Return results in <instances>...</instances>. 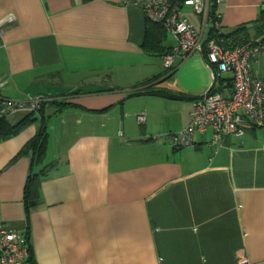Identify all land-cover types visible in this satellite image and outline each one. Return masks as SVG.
Wrapping results in <instances>:
<instances>
[{
  "label": "crops",
  "instance_id": "1",
  "mask_svg": "<svg viewBox=\"0 0 264 264\" xmlns=\"http://www.w3.org/2000/svg\"><path fill=\"white\" fill-rule=\"evenodd\" d=\"M262 12L264 0H223L203 18L184 4L180 17L204 43L216 23L255 36ZM145 24L121 0H0V97L54 100L40 163L26 147L40 120L0 142V227L29 235L33 264H264V129L173 149L210 73L194 54L164 76L141 48ZM252 69L264 80V54Z\"/></svg>",
  "mask_w": 264,
  "mask_h": 264
},
{
  "label": "built area",
  "instance_id": "2",
  "mask_svg": "<svg viewBox=\"0 0 264 264\" xmlns=\"http://www.w3.org/2000/svg\"><path fill=\"white\" fill-rule=\"evenodd\" d=\"M223 0H121L134 5L146 20L161 24L175 44L162 57L164 70H173L176 59L194 54L204 57L210 73V86L201 99L193 103L186 127L168 136L173 149L195 146L196 134H210L208 146L220 147L227 137L241 138L249 130L264 129V80L253 73L252 65L264 54V32L242 44L228 47L221 39L201 42L199 32L180 17L182 5L203 18L210 5ZM219 26L218 23H216ZM231 84V86H230ZM52 98L38 96L25 101H8L0 97V117L14 113L37 114ZM144 114L136 117L145 123ZM153 140L157 137H152ZM30 240L27 233L0 227V264H30Z\"/></svg>",
  "mask_w": 264,
  "mask_h": 264
},
{
  "label": "trees",
  "instance_id": "3",
  "mask_svg": "<svg viewBox=\"0 0 264 264\" xmlns=\"http://www.w3.org/2000/svg\"><path fill=\"white\" fill-rule=\"evenodd\" d=\"M213 6L215 7V4ZM213 19L214 21L219 22V20L217 19V17H215V15ZM255 28H256L255 35L264 32V12H262L260 20L258 21ZM166 35L167 32L165 31V29L162 27L161 24L153 23L146 20V24L144 27L143 43L141 46L142 50L146 54L154 55L162 58L171 49L165 46ZM211 39H216V40L222 39L228 47H235L248 40L249 35L246 32V30L242 27L235 29L234 31L230 32V34H224L223 32L220 31V28H218V26L215 24L207 40H211ZM173 70L172 71L164 70L163 75L168 76L173 72ZM160 77H156L153 80L158 79ZM138 95H161L165 97H170L172 99H184L183 96L155 93L151 90H145L144 92H139ZM50 103H54V100L51 101ZM58 106H60L61 109L70 105L66 104L65 102H61L58 104ZM44 107L45 105L41 107V109L37 114L35 113L26 114L25 118L16 125H11L7 121V118L0 117V142L17 134L28 122L40 120L41 122L40 130L29 141L28 145L26 146L28 147L29 151L32 154V162L34 165L40 163L43 160L46 152L47 132H46V119L44 117ZM44 172L46 171L45 170L42 171V176H46ZM39 181H40L39 178L34 183L30 182L29 180L27 181L25 186L26 197L32 194L34 195L38 194ZM29 263L33 264L31 260V255L29 257Z\"/></svg>",
  "mask_w": 264,
  "mask_h": 264
}]
</instances>
